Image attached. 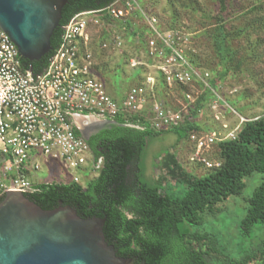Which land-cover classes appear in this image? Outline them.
Instances as JSON below:
<instances>
[{
	"label": "trees",
	"instance_id": "trees-1",
	"mask_svg": "<svg viewBox=\"0 0 264 264\" xmlns=\"http://www.w3.org/2000/svg\"><path fill=\"white\" fill-rule=\"evenodd\" d=\"M112 1L67 0L59 24L50 37V51L37 61L21 58L22 65L34 73L41 72L60 42L62 26L76 13L104 8ZM228 16L226 0H216L213 40L220 59L227 62L225 72L229 70V60L221 50L226 44L223 28ZM101 19L104 25L121 23L106 12ZM139 33L135 30L130 35ZM141 35L149 36L150 32L146 30ZM189 59L193 62L191 55ZM139 72L141 70L136 74ZM215 82L212 80V84ZM160 84H164L163 81ZM198 84L201 86L200 82ZM176 87L181 95L187 90L185 86ZM206 95H212L210 90L204 89L188 106L182 121L170 128H151L147 110L127 120L115 118L111 128L87 140L94 159L101 157L102 163L97 175L86 185L73 181L46 182L25 195L43 209H51L61 202L72 206L83 218H103L102 231L107 243L114 246L117 255L132 258L134 264H208V258L217 256L219 251L212 236L195 227L202 224L205 213H214L219 203L229 196L239 195L245 187L244 179L253 173L262 174V180L246 200L247 209L239 222V234L251 238L264 224V115L243 121L234 138L216 142L220 164L203 175L196 176L182 168L170 152L160 157L168 173L162 185L145 181L140 166L148 137L170 132L178 142L197 132L194 116L203 107ZM172 184L183 188L180 195L169 192ZM259 244L264 246V238ZM258 247L245 251L239 258L226 257L223 264H249L260 259Z\"/></svg>",
	"mask_w": 264,
	"mask_h": 264
},
{
	"label": "built area",
	"instance_id": "built-area-1",
	"mask_svg": "<svg viewBox=\"0 0 264 264\" xmlns=\"http://www.w3.org/2000/svg\"><path fill=\"white\" fill-rule=\"evenodd\" d=\"M104 12L121 22L140 13L150 32L145 40L147 60L130 58L129 64L138 70L149 67L151 72H146L143 81L131 86L120 99H115L95 76L88 49L89 30L103 26ZM100 43L103 49L116 50L122 48L123 38L120 32L112 31ZM187 44V36L176 28L162 29L155 16L143 15L140 0H114L104 8L73 15L61 33L58 49L53 51L35 83L29 71L23 69L15 44L0 31V194L6 190L27 193L36 190L40 183L30 180L23 170L33 152L60 161L71 173L73 182L79 183L77 171L89 169L93 176L97 175L102 158L94 159L86 139L77 131L74 118L78 115L93 116L99 121L117 117L127 120L147 110V119L154 130L178 125L188 112V105L204 89L211 90L209 73L192 64L186 52ZM160 80L168 87L187 89L197 85V89L185 90L181 108L173 111L152 100ZM217 98L213 100V108ZM236 131L221 138L214 132L190 133L189 161L204 170L218 167L220 162L211 161L204 153L216 142L234 138ZM33 168L38 169V164L34 163Z\"/></svg>",
	"mask_w": 264,
	"mask_h": 264
},
{
	"label": "rangeland",
	"instance_id": "rangeland-1",
	"mask_svg": "<svg viewBox=\"0 0 264 264\" xmlns=\"http://www.w3.org/2000/svg\"><path fill=\"white\" fill-rule=\"evenodd\" d=\"M140 3L143 15L155 16L160 28H176L187 36L186 52L192 56V64L209 73L212 95H206L203 107L194 116L197 132H214L221 138L234 133L243 121L264 115V0H226L229 16L224 23L226 44L221 53L229 60L227 72L224 71L227 62L220 59L213 40L216 31L213 17L216 0H140ZM147 27L144 16L137 13L129 17L127 23H103V26L98 25L89 30L91 40L88 49L92 53L94 66L98 67L94 69V74L115 99L122 98L131 86L143 81L146 72H151L149 67L144 66L136 74L138 69H132L129 64L130 58L147 60L144 51L148 35H141ZM135 30L141 33L130 35ZM112 31L120 32L122 48H101L100 42ZM212 80L216 81L215 84H212ZM160 82L156 83L152 100L160 101L173 111L179 110L184 102L180 90ZM187 89L194 92L197 85ZM216 96L217 103L213 108ZM175 141V135L170 132L147 138L140 160L141 175L145 181L151 184L156 181L162 185L163 178H168L160 157L169 152L182 168L192 174L200 176L206 172L199 164L189 161L192 152L189 139ZM204 154L211 161L217 160L216 145ZM34 163L39 166L36 170L33 168ZM26 164L30 168L28 177L33 182L72 181L71 173L60 161L47 158L40 152L31 153ZM76 175L79 184L84 186L95 174L87 169L77 171ZM261 180L260 173L246 177L245 187L239 195L229 196L219 203L214 213H205L202 224L195 227L211 235L219 251L217 256L208 258V264H223L226 257L239 258L242 253L257 246L260 259L249 264H264V246L258 245L264 238V224L255 230L251 238H243L239 234V222L247 209L246 200ZM182 191L180 185L172 184L169 188V192L177 195Z\"/></svg>",
	"mask_w": 264,
	"mask_h": 264
},
{
	"label": "water",
	"instance_id": "water-1",
	"mask_svg": "<svg viewBox=\"0 0 264 264\" xmlns=\"http://www.w3.org/2000/svg\"><path fill=\"white\" fill-rule=\"evenodd\" d=\"M66 2L0 0V31L15 44L20 60L37 61L50 51V37ZM52 56L53 52L47 65ZM23 69L35 83L44 71L34 73L24 65ZM25 193L6 190L0 194V264H134L107 243L103 218H83L61 202L43 209Z\"/></svg>",
	"mask_w": 264,
	"mask_h": 264
},
{
	"label": "crops",
	"instance_id": "crops-1",
	"mask_svg": "<svg viewBox=\"0 0 264 264\" xmlns=\"http://www.w3.org/2000/svg\"><path fill=\"white\" fill-rule=\"evenodd\" d=\"M98 122H102V121H99L96 118H94L93 116H89V115H78L74 118V123H75V127H76L77 131L85 139H86L85 131L86 130L90 131L93 128V126L95 125V123H98ZM86 141H87V139H86ZM23 170H24V173H26V175L29 176L30 168H28L27 164L24 165ZM41 182L45 183V181H37L35 183H41Z\"/></svg>",
	"mask_w": 264,
	"mask_h": 264
},
{
	"label": "flooded vegetation",
	"instance_id": "flooded-vegetation-1",
	"mask_svg": "<svg viewBox=\"0 0 264 264\" xmlns=\"http://www.w3.org/2000/svg\"><path fill=\"white\" fill-rule=\"evenodd\" d=\"M114 123L115 122L112 119H105L102 122L95 123L94 128L92 129V131L91 130L90 131H87V130L85 131L86 139L88 140L92 135L97 134L98 132H100L103 129L111 128V125L114 124Z\"/></svg>",
	"mask_w": 264,
	"mask_h": 264
}]
</instances>
